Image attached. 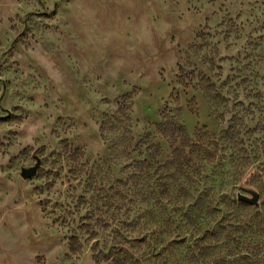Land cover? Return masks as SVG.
Instances as JSON below:
<instances>
[{"label":"rangeland","instance_id":"obj_1","mask_svg":"<svg viewBox=\"0 0 264 264\" xmlns=\"http://www.w3.org/2000/svg\"><path fill=\"white\" fill-rule=\"evenodd\" d=\"M225 204L264 213V0H0V264H202Z\"/></svg>","mask_w":264,"mask_h":264},{"label":"trees","instance_id":"obj_2","mask_svg":"<svg viewBox=\"0 0 264 264\" xmlns=\"http://www.w3.org/2000/svg\"><path fill=\"white\" fill-rule=\"evenodd\" d=\"M239 202L238 207H246L244 202ZM232 207L236 206L233 204H225L224 207L217 205L214 210L210 209L205 213L198 230L199 238L196 241L201 263L264 264V260H262L264 255V213L258 211L254 217L247 218L239 213V209L242 208ZM257 216L261 219L256 220ZM140 238L142 240L139 239V242L146 239ZM120 250L131 254L125 247L121 246ZM151 254L158 256L157 252L153 251L147 255L141 254V258L135 264H140L141 259H146Z\"/></svg>","mask_w":264,"mask_h":264},{"label":"water","instance_id":"obj_3","mask_svg":"<svg viewBox=\"0 0 264 264\" xmlns=\"http://www.w3.org/2000/svg\"><path fill=\"white\" fill-rule=\"evenodd\" d=\"M38 168H39V164H37L33 168L25 169L22 172V176L24 178H31V177L35 176ZM249 193L251 195L250 197L246 196V195L239 194L238 200L241 202H244V203L251 204V205H257L259 202V194L254 190H249Z\"/></svg>","mask_w":264,"mask_h":264}]
</instances>
